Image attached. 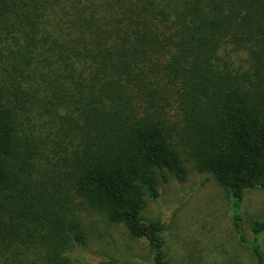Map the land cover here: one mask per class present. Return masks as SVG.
<instances>
[{
  "label": "trees",
  "instance_id": "1",
  "mask_svg": "<svg viewBox=\"0 0 264 264\" xmlns=\"http://www.w3.org/2000/svg\"><path fill=\"white\" fill-rule=\"evenodd\" d=\"M188 162L264 264V0H0V264H72L87 210L168 264L143 211Z\"/></svg>",
  "mask_w": 264,
  "mask_h": 264
},
{
  "label": "rangeland",
  "instance_id": "2",
  "mask_svg": "<svg viewBox=\"0 0 264 264\" xmlns=\"http://www.w3.org/2000/svg\"><path fill=\"white\" fill-rule=\"evenodd\" d=\"M236 62L243 55L233 52ZM186 180L160 177V196L143 211L146 219L166 222L163 231L168 264H257L250 243L242 244L232 225V207L215 178L188 162ZM230 200V201H229ZM88 241L69 252L72 264H151L146 242L132 238L120 223L109 222L98 211L82 213ZM264 219V188L249 189L243 202V231L251 237L250 223ZM262 245L264 248V234Z\"/></svg>",
  "mask_w": 264,
  "mask_h": 264
}]
</instances>
